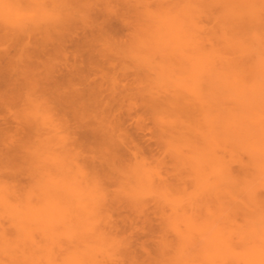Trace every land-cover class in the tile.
I'll return each mask as SVG.
<instances>
[{"label": "bare ground", "instance_id": "6f19581e", "mask_svg": "<svg viewBox=\"0 0 264 264\" xmlns=\"http://www.w3.org/2000/svg\"><path fill=\"white\" fill-rule=\"evenodd\" d=\"M5 1L0 0L2 11ZM32 1L39 4L36 10L39 14L32 13L26 19L21 15L20 20L13 16L16 23L11 28L14 32L10 31L14 34L10 35L11 38L16 35L15 43L6 44L1 38L4 43L0 44V209H3L0 216L7 217L5 212L13 209L12 214L9 212L11 216L5 218L8 225L0 220V264H152L153 261L229 264L227 256L235 245L231 243V233L240 244L253 240V244L248 241L250 246H244L246 252L242 248L243 253L233 254L235 264H261L264 261V200L255 192L257 188L264 190L262 0H153L156 2L153 10L149 0L131 1L134 7L144 8V17L148 19L146 29L154 37V41L144 38V45L149 43L148 47L140 42L142 37L139 42L134 41L140 50L135 49L133 53H140L141 49L148 52L146 56L141 52L134 78L145 76L154 84L148 89L153 90L152 94L148 91L155 102L151 101L170 116L160 124L166 126L168 137L175 138L173 141L177 144L174 152L173 146L168 145L179 161L175 179L183 189L188 188V183V186L193 184L197 192L186 200L183 198L184 202L171 199L168 191L173 183L169 184L160 171L152 172L149 167L147 173L157 177L161 188L156 193L152 183L145 180L156 198L159 194L160 199L154 202L156 208L161 210L166 203L177 214L165 220L173 231L171 239H167L168 234L165 237L162 231L165 227L160 225L163 233L158 234L160 239L153 240L157 248L153 258L149 243H138L135 238L134 217L113 216L123 206L118 200L108 198L110 185L106 183L114 175L113 171L124 179L128 172L117 166V169H107L109 166L97 169L99 157H106L113 166L119 158L120 145L126 144L125 134L118 133L124 121L119 122L122 118L113 103L117 104L119 98L130 92L121 82L129 76L119 68L121 56H112L114 50L115 55L119 54L121 46L106 35L110 26L106 18L117 15V9L112 6L114 1L130 3V0ZM98 1L104 6L100 10L106 16L104 22L96 19L99 11L96 13L94 5ZM2 14L5 17L0 16V29L5 36L9 34L5 25L10 19L6 10ZM210 17L215 21L213 27L202 24ZM122 43L127 45L125 41ZM185 43L188 48L183 47ZM147 55L152 59L147 60ZM164 80L171 83L170 89L161 87L159 83ZM85 152L87 158L83 156ZM136 154L135 147L131 156L137 162ZM83 162L89 164V170L83 169ZM232 163L238 164V170H233ZM144 167L135 172L143 171ZM24 175L33 183L27 188L4 184L9 179L19 181ZM81 182H86L84 186L89 187V192ZM123 185L126 191L127 186ZM22 192L28 198L34 194L39 202L21 200V203ZM7 194L17 201L10 202L13 199ZM211 196L217 197L216 201L229 197L228 203L244 208L243 214L249 207L247 203L251 204L256 223L251 221L249 229L235 225L231 227L234 230L214 227L211 231L195 215L200 202L205 200L208 206L207 201L213 200ZM93 198L91 203L88 199ZM224 201L216 204L224 207L227 203ZM243 202L247 204L246 209ZM131 204L141 214L147 205L144 200ZM229 209L234 211L233 206ZM188 210L191 213L186 215ZM222 210L221 213L227 212ZM231 211L232 215L236 212ZM179 213L181 221L176 217ZM144 219L141 227L144 224L143 228L148 229L151 222L148 217ZM178 222L184 224L183 228ZM226 223L234 224L227 219Z\"/></svg>", "mask_w": 264, "mask_h": 264}, {"label": "rangeland", "instance_id": "374dc122", "mask_svg": "<svg viewBox=\"0 0 264 264\" xmlns=\"http://www.w3.org/2000/svg\"><path fill=\"white\" fill-rule=\"evenodd\" d=\"M17 1H18V4H17ZM131 1L132 0H130V3L129 2H124V1H123L124 3L123 2L119 3L120 1L119 2L118 1H114L115 3L112 4V6L114 5L113 9L115 11L117 9L118 12L116 11V13H117L118 16L116 14H110V16L107 17L109 19L106 18L105 14L103 15V13L100 12V10L103 11V7H104L103 6V3L101 1L96 2V4L94 5V9H95V11H97L96 13H98V11H99V15L96 17L97 21H99V22L100 21H103L104 22L105 21L104 20L105 18H106V20L109 21V25L110 26L107 28L106 35L108 37H110V38H113L114 41L118 42V44L121 46V49L122 50L120 49V47L118 48V49H120V50H118L119 51V54H116L115 55L114 54L115 53V50H114L112 52V56H115L116 58H119L121 56V58L119 59L120 60L119 61L120 62V67L119 66L118 67L120 69H122L123 71H125L128 74V76H129V77H126V78L123 79L125 81L122 80L121 82L125 83L128 86V88L130 89V92L126 96L121 97V98L118 99L117 104L115 102L113 103L116 106L117 111L119 112V115L121 116L120 118H122V120H120L119 122L124 121L123 122L124 123L123 126L120 125L121 128L118 127L119 128L118 133L119 134H122V135L125 134V136H126V144L125 145L124 144L120 145V151L117 153V157H119V158L116 160V163L113 166H110L112 164H111L110 161H107L106 160V157H104V158L103 157H99L98 158L99 159V162H98L99 168L97 167V169L100 170L101 167H106L107 168L108 166L109 167L107 169H109L110 167L112 168V167L117 166L118 169H121L122 168L123 170H125L127 172H135V170H137V169L139 170L140 167L146 166V167H144V168H146V173H144V168H143V171L141 170L144 173V176L146 178L144 176H143L144 178H142L141 177L142 172L141 171H137L139 174L141 172V174L139 175L140 178H139L138 183H137L136 188H135V195H132L133 192L130 194L131 197H133V198H131V197L129 198L127 196V194H125V192H126L125 190H123L124 192L122 191L123 188L121 186H122V184H124V181L123 180H126L127 177L124 179V177L120 175L122 177V179H121V177H119V174L114 173V171H113V174L114 175L111 174V176H109V177H112V178H108L109 182H107L106 184L110 185L109 186L110 188H108V190L110 191V192H108V198L109 199L112 198V200L114 199V201L118 200L119 201V204L123 206L120 209H118L119 211L117 210V212H114V214H113L114 218H117V219L121 218L122 219V216H123L124 219L127 218V217H130V218H133L134 217L133 219H134L135 224H133V226L135 227V229L137 228V231L135 229L133 230V231H136L134 234L137 233L135 238H137V242L138 243L139 242L142 243L144 241L146 243H149L148 244V248L150 249V253H151L150 255H151V257L153 258V257H155V255H156L155 252L157 250L156 245H154V242L155 241H153V240L160 239V237H159L158 234L163 233V232H164V234H166L165 235L166 238H167V234H168V238L167 239H171L170 237H174V235L172 234L173 231H171L169 222H168V225H167V223H166L165 220L168 217L175 216L177 214H173V209L171 207H169V205L166 204L165 202H164L165 204L163 205V207H162L161 210H159L158 208H156L154 202H155V200L157 201V198L160 199L158 197L159 194H157V198H156L155 193L154 192H150V191H153V188H154L155 191L158 190L157 188H159V189H161V188L158 187L159 184H158L157 177L156 176H152L151 177L150 176L151 175L150 174L151 172L149 174L147 173V171L148 172L150 171L149 170V167L152 169V172L153 171H155V172L156 171H158V172L160 171L162 177L164 175L165 176L164 178L167 179V182L169 184L173 183L172 186H171V191H168L169 192V195H170V198L172 197L171 199H174V200H179L180 199V202L181 201L184 202L183 201V198L186 200V197H189L192 194L193 195L194 194H197V192H196V189L193 186V184L190 183V185L188 186V184H189L188 183L187 184V187L188 188L183 189L181 187V185H180V181L177 180V179H175L176 178L175 177L176 176L175 174L177 173L175 170L178 169L179 161L176 159L175 154L172 153V149L177 144H176V142H174V141H176L175 138L172 137L173 138L172 139V138L168 137V135H167L168 133L165 130L166 129L165 128L166 126L165 125H162L163 118L164 119H166V118L168 119L170 116L166 115L167 114L166 112H164L166 114H163L162 110L160 111L159 108H157L156 106H154V102L155 101H154L153 97L151 98V96H150L152 94L151 91H153V90H151V91H149V90H150L151 87L154 86V84H151V80L148 79V78H147L148 79L147 80L145 76H143V77L142 76L141 77H137L136 79L134 78V74H136V71L138 70V68L140 66V61H141L140 57L142 56L141 52L143 54H145V56L148 53L144 49H141L143 51H141L140 53H139V51L136 52L137 49L140 50L139 47L137 46L138 44L136 45V43H137L136 40H138V39H140L142 37L143 39H140V42L143 41V45H144V42H145L144 40L146 38H149V39L151 38V41L152 40L154 41V37L150 36V34H148V30L146 29L147 28V23H148L147 21H148V19L146 20V17L147 16L144 17V8H141L140 5H138V7L137 6L134 7L133 4L131 5ZM151 1H152V3H151ZM154 1L153 0H149L148 1V2H150L149 4L150 5L152 4V6H153L152 8L150 6V8L152 10L155 9V7H156V2H154ZM167 1H170L171 2L172 0H167ZM14 2H15L14 0H11V1L10 0H6L5 3H4V5H3V7H2V9L6 10V12L10 15V17L8 15V18L10 20H8V18H6V20H8L7 23L8 22L9 23L11 22L12 24L11 23L10 24L8 23L7 25H5L9 29V30H7L9 34H6L5 36L3 35L2 30L0 29V44H3L4 42H6V44L7 43L8 44H14L15 43L14 38H16V37H14V36H16V35H14L13 38H11V35L14 34L13 33L14 31L11 28H12V25H14L16 23L15 18L13 16H15L17 19H19L20 17L22 18L21 15H23V18L26 19L27 16L30 17L31 15H34V14L36 15L37 13L39 14V12L36 11L39 8V4H37L36 2H34L32 0H29V1L28 0L27 1H25V0H16V3L15 4H14ZM132 3H133V1H132ZM7 5H9V8L11 10L8 7H6ZM130 5H131V7H130ZM154 5H155V7H154ZM1 6H2V4L0 3V7ZM148 7H149V5H148ZM3 11L0 9V16L1 17L2 16L5 17L4 14H2ZM35 12H37V13H35ZM15 13H16V15H15ZM32 13H34V14H32ZM19 14H20V16H19ZM94 18H95V16H94ZM122 18H123V20H122ZM24 19H22V20H24ZM12 21H14V22H12ZM111 21H112V23H111ZM1 23L2 22H0V26H1ZM105 23H107V22H105ZM214 23H215V21H214L213 17L212 18L210 17L209 19L204 20L202 24L206 25L207 27H211V26L213 27L214 26ZM111 26L113 27V29H112ZM143 28H144L145 31L143 30ZM186 29H189V28H186ZM259 30H258V34H262V33H259ZM10 31H13V32L11 33ZM185 31L187 32L188 30H185ZM189 31H190V29H189ZM107 32H109V33H107ZM113 32H114L115 35L113 34ZM260 32H263V31L260 30ZM10 33H11V35H10ZM144 34H145L146 37L144 36ZM189 35L192 36V34L190 32H189L188 36ZM196 35H198V34L196 33ZM199 35H201V33ZM37 36H39L38 38L41 37V35H37ZM37 36H36V38H37ZM191 36H189V38ZM1 38H3L5 41L3 39H1ZM149 39H148V41H150ZM121 41L122 42L125 41V43H127L128 46L125 45V44H123ZM138 42H139V40H138ZM188 43H189V41H188ZM129 45H131V47ZM148 46H149V43H148ZM148 46L144 45V47H148ZM183 47L188 48L187 43H185V46L183 45ZM68 48H71V47H68ZM135 49H136V51L133 53V50H135ZM149 52H150V50H149ZM202 54H203V52H202ZM149 55L152 57L151 54H149ZM150 56L147 55V58L146 59L147 60L152 59ZM263 56H264V54H263ZM148 77H151V76H148ZM133 79H134V81H133ZM148 82L150 83L149 86H148ZM166 82L167 81L164 80V81L160 82L159 84H161V87H168L170 89L169 85H171V83H169V81H168L169 84L166 83ZM162 83H163V86H162ZM148 91L151 92L150 95H149V92ZM151 100H153L154 102L151 101ZM115 106L113 108H115ZM160 112H162V113H160ZM160 121H162L161 124H160ZM121 131H122V133H121ZM167 138H169L172 141H170V140L167 141L166 140ZM166 141H167V143L168 142L169 143L167 144ZM173 142H174V144H173ZM168 145H170V146L172 145L173 146L172 149ZM201 145H204V144L202 143ZM135 147L137 149V154H136L137 155V158H138L137 162H136L135 158L131 156V151H134V148ZM204 147H205V145H204ZM174 151L175 150L173 149V152ZM85 154L87 155V152L83 153V156H85L87 158V156ZM245 157H243V158H245ZM243 158L241 157V159H243ZM246 159H247V157L245 159H243V161H245ZM97 161L98 160H96V162ZM82 165H84V166H82ZM82 165L81 166L83 167L84 170L87 169V168L89 170V167H87V166H89L88 163L86 164V162H83ZM232 165L233 166H231V167L233 168V170H235V171L238 170V167H237L238 164L235 163V165H234V163H232ZM179 166H181V165H179ZM72 168H74V166ZM154 168H155V170H153ZM185 168L183 170H185ZM156 169H158V170H156ZM174 172H176V173L174 174ZM185 172L186 171H184V174H185ZM183 176H185V175H183ZM9 180L4 181L6 183L2 182V184L3 183L4 184L11 183V185L12 184H14V185H17L18 184V186H22V187L25 186L26 188H27L28 185L33 184V183H31V181H28V179H27V177L25 175L24 176H21L20 177V180L19 181H16V182H11ZM145 180H147L148 182L152 183L151 185H153L152 186L153 188L150 186V183H149V185L146 184L147 181H145ZM85 184H86V182L85 183L81 182V185L82 186H84ZM124 186H125V184L123 185V187ZM190 187L192 188V192L188 190ZM124 188H126V187H124ZM180 188H182L185 193H183L182 192V189H180ZM137 189H139V194L136 193V191L138 192ZM257 189H258V192H257V190L255 192L256 193V196L257 197L259 196L258 198L261 197V200H264V192H263L264 190L261 189V188H257ZM85 190L87 192H89V187H85ZM158 191H161V190H158ZM158 191H156V193H158ZM87 194L88 193H86V195ZM240 194H239V196H240ZM8 195L9 194H7V196ZM21 195H23L24 198L20 197L19 198L20 199V202L22 200V202H24V201L25 202L32 201V203H35V201H38L39 202V200H40V199L38 200V197L35 196L34 194L29 195V197L30 196H33V197H30V198H28V196H26L28 194H25V196H24L23 192L21 193ZM140 195H141V197H140ZM7 196H3V198L4 197H7ZM9 196H10V199H13V200H10L9 199L10 202H12V201L14 202V200H15L14 197H11V194ZM137 197H138V199H140L139 202H142L144 200V202L147 204L146 205V208H145V210H143L142 214L141 213H138V212H135L137 210H135L136 208H134L133 207L134 205L131 204L132 202L133 203H136V204H139ZM214 197H216V196H214ZM88 198H90V197H88ZM211 198H212V196H211ZM211 198L209 197L208 200L210 201ZM212 199L213 200L210 201L211 203L207 201V204L209 203L208 206H209L210 209L208 208V206H206V204L204 202L205 200L204 201L202 200L200 202L199 209H197L196 212H195V215L198 218V221H200L201 224L203 223V226L205 225L206 227L211 228V231H214V227L216 228V230L219 229V228L220 229H222V228L224 229L225 228L227 230H229V229L230 230H234V228H231V227H235V225L236 226H239L240 225V227H242V228L246 226L244 229H246V228L249 229V227H251V225H250L251 224V221L254 220V218L252 216L254 214L251 215V213H252V205L251 204L247 203L249 207L247 206L248 209H246V205L247 204L245 205L244 202H243L244 207L246 209L245 214L242 213V211H243L242 209H244V208L241 209V207L239 208V207H237L238 206L237 205L236 207H237V209L241 210L240 211L242 213L241 214L239 212V210L237 211L234 203L231 201L232 199L230 201L233 203V205L230 202L228 203L229 197H228V200H227V198H222V199L221 198L220 199L218 198V201L214 200V199H217V197L216 198H212ZM5 200L7 201L8 200V197L5 198ZM86 200H85V203H87L88 200H90V202L91 201L94 202V198L93 199H88L87 202H86ZM223 200H226V201H224V204H225V202H227L225 204V205H227L226 207H225V205H224V207L222 206L224 208V210H227V207L230 208L231 206H233V210H234V207H235L236 210H234V211H236V212L233 213V215L232 214H229L230 213L229 211L232 210V209L230 210L229 208H228L229 211L228 210H227V212L225 211L226 213L225 212L224 213H221L222 207L220 205H217V204H218L219 201H223ZM16 201L17 200H15V202ZM216 202H217V204H216ZM229 204H230V206H229ZM243 204H241L242 207H243ZM88 207H90V205ZM204 207L205 208L207 207V208L205 209ZM3 208H5V207H3ZM0 210H3V209L1 208ZM224 210H222V212ZM10 211H11V214H12L13 209H11ZM10 211H7L8 213L4 211L5 214H6V216L8 218L11 216V215H9L10 214L9 213ZM234 211H231V212H234ZM185 212H187V213H185ZM185 212L184 213L186 215H189L191 213L189 210L188 211H185ZM238 212L240 214H238ZM237 214H238L239 218H238ZM180 215L181 214L179 213V215L176 216L178 218V221L183 220ZM7 217H5V218H7ZM147 217H148L149 222H151V224L149 223L150 224V227H147L148 229L150 228L149 230L146 229V228H143L144 224H142V227H141V222H143L145 220L144 218H147ZM224 217L227 219V221L230 220V221L234 222V224L233 223H228L227 224L226 223V219ZM245 217H247V219ZM5 218L0 216L1 223L3 222L4 225H6V223H7V225H8L9 223H8V221L5 220ZM222 219H223V221H222ZM167 221H168V219H167ZM224 221H225V223H224ZM255 221H257V220H255ZM255 221H253V223ZM253 223H252V225H253ZM213 224L214 225L217 224L218 226L217 225L214 226ZM160 225H162V227H165V229L162 230L163 232H161V229H160L161 226ZM183 225L184 224L182 222L179 223V227L180 228H183ZM255 226L257 227V225H255ZM141 229H142L143 232H141ZM9 230H10V228H9ZM145 230H148V231L144 232ZM150 233H151V235H150ZM145 234H147V235H145ZM231 236L233 237L231 239L232 240L231 243H232V245L233 244H235V245H233L230 248V254L227 256V261L230 262L229 264H235V262L233 261L234 260L233 254L235 252L236 253H240L242 250L244 252H246L247 249L244 246L245 245L246 246H250V243L253 244L252 243L253 240L250 238V240H252V241H250L249 239H247V241L245 242L246 244L245 243L244 244H240V243H238L239 240L237 239V237L235 236L234 233H231ZM151 238H153V239L152 240H149ZM172 239L174 241H176L174 238H172ZM52 240L54 242H57V240L55 241V239H52ZM235 240H237V241H235ZM151 241H153V244L150 243ZM42 242H43V240H42ZM40 245H41V243H40ZM241 245H242V247H241ZM48 246H49V244H48ZM244 249H246V251ZM241 253H243V252H241ZM79 263L80 262L75 263V264H79Z\"/></svg>", "mask_w": 264, "mask_h": 264}, {"label": "clouds", "instance_id": "9594fccd", "mask_svg": "<svg viewBox=\"0 0 264 264\" xmlns=\"http://www.w3.org/2000/svg\"><path fill=\"white\" fill-rule=\"evenodd\" d=\"M262 3H264V0H262ZM138 180H139L138 172H128L127 173V179L124 181V184L127 186V190L125 194L130 195L132 192L135 191ZM152 264H159V262L153 261ZM261 264H264V261H262Z\"/></svg>", "mask_w": 264, "mask_h": 264}]
</instances>
